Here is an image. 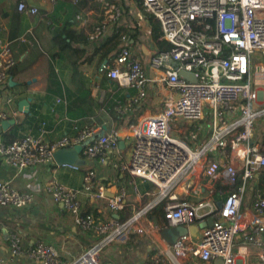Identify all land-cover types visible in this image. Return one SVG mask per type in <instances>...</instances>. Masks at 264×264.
<instances>
[{"label": "built area", "instance_id": "obj_1", "mask_svg": "<svg viewBox=\"0 0 264 264\" xmlns=\"http://www.w3.org/2000/svg\"><path fill=\"white\" fill-rule=\"evenodd\" d=\"M96 1L101 18L88 32L89 39L112 28L121 14L115 4ZM17 10L26 17L38 13L27 0H19ZM145 13L158 21L160 39L169 45L149 59L150 67L159 75L152 81L129 45L99 67L100 73L118 86L137 89L125 105L116 103L118 111L128 110L146 95L151 84L156 85L154 114L124 130H107L96 121L73 122L49 140L47 122L41 120L22 137L5 142L2 123L14 120L21 124L22 112L13 106L19 89L10 91V72L16 58L10 41L0 37V105L7 106L0 109V163L19 171L35 164H50L57 150L80 145L82 157L151 183L161 198H166L163 225L167 227L194 222L203 200L181 198L175 188L186 187V178L205 177L225 184L215 187L223 198L221 206L212 210V222L203 228L198 240L181 234L168 243L156 237L160 225L146 217L149 205L135 210L126 221L116 217L99 220L83 209L80 195L106 199L108 208L116 213L130 205L127 188L119 184L116 193L107 197L96 170L88 168L80 188L65 186L53 178L44 190L72 217L79 231L95 239L94 243L78 257L66 260L51 243L36 239L22 248L19 237L12 235L8 253L0 254V264H12L19 257L30 264H112L100 260V250L104 245L124 242L133 229L153 248L142 264H193V259L213 264L217 258L221 264H237L236 245L257 247L255 264H264V196L259 186L254 189L250 206L241 208L247 182L256 173H264V149L253 133L254 121L264 115V0H142V11L136 12L137 26L145 20ZM75 19L85 26L91 21L89 14L77 13ZM180 70L190 78L180 75ZM36 93L33 89L29 96ZM104 93L100 92L101 99ZM55 102L62 100L56 97ZM49 111L53 114L54 106H49ZM202 119L209 121L210 135L198 147L172 131L177 124H197ZM196 135L191 137L195 139ZM121 142L128 152L117 157ZM69 166L79 168L77 164ZM140 196L135 193L138 202ZM34 200L32 191L19 190L10 180L0 179V207L19 209Z\"/></svg>", "mask_w": 264, "mask_h": 264}, {"label": "crops", "instance_id": "obj_2", "mask_svg": "<svg viewBox=\"0 0 264 264\" xmlns=\"http://www.w3.org/2000/svg\"><path fill=\"white\" fill-rule=\"evenodd\" d=\"M57 2L60 3V5H57V3H54L50 0H27V3L29 5L35 6L38 11H46L48 15L54 19V22H52L54 26L59 25L72 17L71 4L67 2ZM64 5H67L69 8ZM86 14H89L92 21L99 16L97 12H94L90 9L86 12ZM92 16L96 18L93 19ZM134 16H136V12ZM26 18L28 17L25 16L22 22L21 33L25 29L24 21ZM120 19L121 15L118 18V26L126 28L129 31L128 34L131 36V39L128 43L129 47L140 60L147 73V76L153 81L155 77L159 75V72L153 70L150 67L149 59L160 50V47L151 35L152 26L147 20V15L145 14V20L141 22L140 26H136L137 29H134V26L126 21V19L122 18L121 22ZM79 24L85 26L84 24H81V22ZM2 26L6 27V30L2 31ZM7 27V24L4 23L0 25V37H5L8 39ZM72 28H76V25H72ZM126 32L127 31H124L123 33ZM159 39L160 37H158V40ZM16 41L18 42L16 45L19 46V41ZM108 46H110V44ZM108 46L102 47L96 52L94 61L91 64L83 63L80 66V72L82 78L84 79V84L86 86H91L92 95L97 96L99 101L103 99L100 98L101 91L105 92L108 90L112 91V94H115V96L111 97V101L115 103L113 106L116 109V103H120V100L123 98V94L114 93V90L117 89L114 87L115 81L104 79L105 75L99 71L100 62L102 63V61L105 60L103 58V53L106 51ZM17 62H19V59H16V63ZM12 71V74L10 72V91L14 92L15 90L19 89V97L17 96L15 98V103L13 106L18 109V101L22 98L30 97V91L33 89H36L37 93L30 97L28 113L25 114L22 112L21 124L24 126V130L22 132L19 131L18 127H20V125L15 123L9 124V126L5 128L2 127L3 130H7L6 132H11L12 134L16 135V139H18L22 137L29 128L35 129L41 120H46L47 128L50 131L47 135V139L54 140L61 134L64 128H69L70 124L73 122L78 124L84 122L81 120V118H70L67 113H65V103L61 102L57 104L55 102V98L57 96L45 98L43 86L31 85L30 80H26L24 85L19 84L17 79H19V76L22 74L19 72V64L16 65ZM96 87L98 89L97 91H95ZM123 91H126L125 95L127 94L130 96H134L138 93L137 89L135 88L128 91L123 89ZM155 91L156 85L151 84L148 92L145 95L148 105L142 111H134L133 116L135 115V123L133 124L138 123L144 117L154 114L157 108V100L154 97ZM109 104L110 103H108V105ZM49 106H54L55 112L53 114L50 113ZM2 108L6 109L7 106L0 105V109ZM102 111L104 112L105 110L103 109ZM119 112L124 113L123 111ZM105 118H107V121L104 119L101 123L106 129V125H108L110 128L109 130H124L133 125L130 124L127 127L125 126L120 129H115V121L107 116H105ZM263 119L264 115H261L259 118H257L254 121L253 129L254 140L260 145L264 144ZM191 125L194 127L196 124L193 123ZM184 126L190 125L177 124L174 130L180 131L181 128H185ZM195 130L196 133L201 134V131H204L205 140L210 135V129L207 123L202 125V127H198L197 125ZM127 152V145L121 142L119 144L118 153L116 152V156L118 157L126 155ZM208 156L214 158L215 155L208 153ZM79 157H82V153L79 154ZM82 158L84 159V163L80 164L79 168L76 170L72 169L69 164H58L55 159L50 164H35L19 171L9 166H4L0 163V179L10 180L13 186L17 189L24 191L30 190L35 195V200L33 203L23 208L14 209L0 207V254L6 255L8 253L10 247V238L12 235L19 237V244L22 248L30 246L36 239L51 243L59 249L61 257L66 260H71L74 256L82 253L92 244V236L79 231L73 223L72 217L62 208L60 204L54 203L49 194L45 192L44 185L53 178L57 179L65 186L80 188L82 185V175L84 171L88 168H94L98 178L105 185V193L107 197H109L107 194L116 193L119 184L126 186L128 193L127 201L129 203H131V199L135 200L134 196L135 193H137V190L141 192L142 196H144V199H148L150 195L154 194V192L152 193L153 190L151 191V188L154 187L151 183L143 181L137 177L130 176L127 173L111 170L108 165H99L95 160H89L84 157ZM210 182L211 181H207L206 178L203 177V188L196 191V195L190 194L189 190H184L181 186H176L175 188V194L181 198H186L193 201L194 199L188 197L192 196L193 198L198 197V200L199 198L200 200H203V205L202 207L198 208L197 216L194 222L189 226H164L162 214H159L158 210L152 212V209L155 208L156 204H149L150 209H148L149 212H146V217L160 225L158 234L156 235L157 238H161L168 243L173 242V240L176 238V234H187L193 240H198L200 238L203 228L206 225H209L213 220L212 210L214 207H217V203L223 198V196H220L215 192V187L217 185L224 187L225 184L217 181ZM262 182H264V180H262L259 173H256L255 177L247 182L244 192V199L241 205L242 209L250 206L254 195V189L255 187L259 186V184H262ZM205 188H207V190L204 192ZM80 199L83 209L87 212H91L99 220H107L111 217H116L117 215L115 212H112L107 206H105L107 203L106 199L92 198L85 194L80 195ZM169 237H171V240H168ZM239 240L240 236H237L236 241ZM144 241L145 255L137 264H142L146 256L153 251V248L149 242L146 239H144ZM236 244H238V242ZM234 250L236 253L237 264H255L258 259L259 250L253 245H236ZM192 263L200 264V262L196 259H193ZM12 264H30V262L25 258L19 257V259L14 261Z\"/></svg>", "mask_w": 264, "mask_h": 264}, {"label": "trees", "instance_id": "obj_3", "mask_svg": "<svg viewBox=\"0 0 264 264\" xmlns=\"http://www.w3.org/2000/svg\"><path fill=\"white\" fill-rule=\"evenodd\" d=\"M10 1H12L11 4H6V1L0 0V25L4 23L8 26L7 36L11 41L10 44L13 52L15 47H19L18 54L14 52L15 58L17 60L19 59V62H17L14 67L19 64V72H21L30 67L41 53L44 54L47 58V70L43 86L45 98H50L52 96L61 98L62 102L65 103V113L73 119L81 118L84 122L96 121L101 123L105 116H107L115 121V129H120L135 123V115L133 116L134 111H142L148 105L145 96L124 113H121L114 108L113 105H115V103L111 101V97L115 96V94H112V91L106 90L107 92L105 91V93L107 96L104 94L103 99L99 101L97 96L92 95L91 86H86L84 84L80 72V66L83 63L91 64L94 61L96 52L102 47H106L110 44L103 53V58L108 59L114 58L118 49L128 45L131 36L128 34L129 31L126 28L118 26V20L112 28L98 38L89 39L87 32L91 31L101 18L100 3L96 0H75L71 5L72 17L59 25L54 26L52 24L54 19L49 16L46 11L39 10L35 19L34 32L32 33L29 31L26 35L28 44L17 46L16 43L18 42L16 40L20 37L21 26L25 16L17 10L19 0ZM107 1L115 4L119 10L126 15H132V12L135 14L137 11H142V0ZM66 2H70V0H66ZM89 9L97 12L99 15L98 18L93 21L91 20L86 26L80 25V21L76 20L74 15L79 13L84 16ZM145 14L147 15L149 24L152 26L151 35L157 42L160 50L169 48V45L164 40H158L161 33L158 21L153 20L151 15ZM133 17L134 29H137V18L136 16ZM72 25H76V28H72ZM42 28H44V33L41 31ZM124 31L127 32L123 33ZM122 35H125V39L123 40H121ZM12 73L13 71L11 70V74ZM60 74H62V76ZM104 79L109 80L106 77ZM114 87L117 88L114 90V93L123 94L120 105H125L127 99L131 96L125 95L126 91H123V89L128 91L133 88L120 87L116 82ZM108 103L110 104L108 105ZM102 108L107 112H103ZM205 121L208 125L209 121ZM106 126L107 130H109L110 128L108 125ZM6 131L7 130H2L1 133L2 139L5 142H11L17 138L16 135ZM259 174L262 180H264V173ZM259 188L264 196V189H262L261 184H259ZM163 203L157 208H153L152 212L158 210L159 214L163 216ZM131 212V206L126 205L125 208L116 212L117 218L119 220H124ZM131 236V239H129L131 243L133 240L139 245L145 242L143 238L135 234H131ZM168 240H171V237H169Z\"/></svg>", "mask_w": 264, "mask_h": 264}, {"label": "rangeland", "instance_id": "obj_4", "mask_svg": "<svg viewBox=\"0 0 264 264\" xmlns=\"http://www.w3.org/2000/svg\"><path fill=\"white\" fill-rule=\"evenodd\" d=\"M3 1H6V4H11V2H12L10 0H3ZM50 1H53L54 3H57V5H60V3L57 2V0H50ZM132 4H133V2H132ZM64 6L68 7L67 5H64ZM120 13H121L120 14L121 15L120 22L122 21V18H123V19H126V21H128L130 24H132L134 26V17H133L134 13L133 12H132V15H126L124 12L122 13L121 11H120ZM94 18H96V17H93V19ZM35 19H36V15L32 16V17H28L24 21L25 29L20 34V37H18V39H17L19 41V46L22 44H28V41H27L28 39H27L26 35L28 34L29 31L32 33L34 32ZM131 20H132V22H131ZM41 31L44 33V28H42ZM18 48L19 47H15V50H14V52H16L17 54L19 52ZM46 70H47V58L44 54L41 53V55L38 56L37 60L30 67L21 71L22 74H21V76H19V79H17V81L19 82V84L24 85L26 83V80H30L31 85L44 86ZM60 75L62 76V74H60ZM104 119H105V121H107V118H104ZM263 121H264V119H263ZM205 123H206L205 119H202V120L198 121L194 127L192 125L184 126L185 128H181L180 131H178V130L177 131L172 130V131L176 135H178L179 137L184 139L185 141L189 142L191 146L198 147V146H200L201 143H203L205 141L204 131H201L202 134L197 133L195 139H193L191 137V135L193 133H196L195 127L197 125H198V127H202V125H205ZM18 130L22 132L24 130V126L22 124H20V127H18ZM261 146L264 148V144H262ZM202 184H203V177L186 178L184 180L183 185H187V186L186 187L181 186V187L184 190H187V191L189 190L190 194L196 195L195 192L198 191L199 189L203 188ZM261 187H262V189H264V182H262ZM206 190H207V188L204 189V192ZM151 191H152V193L154 192V194L150 195V197L148 199H144V196H140L139 202L136 200V198H135V200L131 199L130 205H133L132 206V212L129 216H127L122 221L128 220L129 217L132 216V213L135 212V210H137V209H141V208H143L149 204L150 205L156 204L155 208H157L160 204H162L164 202V200L166 198H161L159 191L155 187H152ZM136 192L141 194V192H139L138 190ZM188 197L194 199L193 201H195V200L199 201L200 200V198L198 200V197H194V198L192 196H188ZM105 206H107V203ZM131 234H135V235L139 236L140 238L143 237L140 232L133 229V231H131L128 234V236L124 242H113V243L104 245L99 252L100 260L110 262L112 264H137L141 260V258L145 255V244L142 243L141 245H139L138 243H135V240H133L131 243L129 241V239H131V237H132ZM94 241H95V239L93 238L92 244L94 243ZM82 253L77 254L72 259L78 257Z\"/></svg>", "mask_w": 264, "mask_h": 264}, {"label": "water", "instance_id": "obj_5", "mask_svg": "<svg viewBox=\"0 0 264 264\" xmlns=\"http://www.w3.org/2000/svg\"><path fill=\"white\" fill-rule=\"evenodd\" d=\"M179 74L184 76V77H188L190 78V74L187 72H184L182 70L179 71ZM11 84V83H10ZM29 97H25L22 98L18 101L17 103V107L18 110L23 112V113H28L29 111ZM9 124H14V120H9V121H4L2 123V127H8ZM81 152V146L80 145H76L73 148L70 149H60L57 150L54 153V159L58 162V164H83L84 163V159L82 157H79V154ZM108 196H112L113 194H107ZM221 206V201H219L217 203V207ZM117 217V215H116ZM176 237L178 236V234L175 235ZM209 264V263H206ZM213 264H221V259L217 258Z\"/></svg>", "mask_w": 264, "mask_h": 264}]
</instances>
